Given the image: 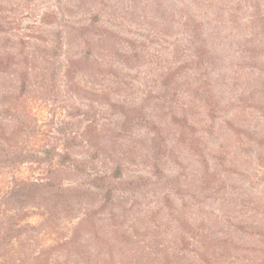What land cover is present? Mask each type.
<instances>
[{"label":"trees","instance_id":"1","mask_svg":"<svg viewBox=\"0 0 264 264\" xmlns=\"http://www.w3.org/2000/svg\"><path fill=\"white\" fill-rule=\"evenodd\" d=\"M186 5L190 11L182 26L197 50L188 59L203 64L204 53L226 44V30L222 29L226 23L219 19L227 6L228 29L240 26L233 13L237 8L228 0H187ZM251 8L248 30L252 31L241 43L245 50L251 45L264 48V41L258 46L254 37L247 38L257 34L255 27L264 33V0H253ZM198 13L213 23L204 36L199 33L203 26ZM81 61L70 53L63 65L65 84L73 92L78 88L75 65ZM59 64L53 71L45 66L35 68L28 56L18 59L10 52L3 56L0 47L3 169L31 164L29 175H12L0 191V264H264L260 195L249 193L243 185H232L228 192L222 165L210 166L203 151L199 175L188 174L181 163L173 176L160 175L165 169L159 153L151 157L150 152L141 155L153 160L143 173L137 169L129 136L108 124L83 137L82 143L88 147L84 158L68 147L61 149L60 141L50 138L34 111L38 101L60 102ZM201 94L213 97L209 91ZM166 106L163 111L170 110L175 120L162 123L154 115V120L147 117L156 128L150 141L164 140L174 124H190L187 104ZM164 146V153L171 155L173 150ZM100 215L102 218L97 217ZM35 217L37 222L32 221ZM90 222L105 232L96 241L105 250L100 261L87 250V240L77 243L81 227ZM51 234L53 241L46 244L45 237Z\"/></svg>","mask_w":264,"mask_h":264},{"label":"rangeland","instance_id":"2","mask_svg":"<svg viewBox=\"0 0 264 264\" xmlns=\"http://www.w3.org/2000/svg\"><path fill=\"white\" fill-rule=\"evenodd\" d=\"M228 2L237 8L233 13L240 26L228 29L227 6L219 19L226 23L222 25L226 44L220 50L204 53L203 64L188 59L197 50L182 26L184 15L190 11L187 0H0V47L3 56L8 52L18 59L28 56L35 68L45 66L53 71L60 63L57 69L60 102L38 101L34 111L49 130L50 138L60 141L61 149L68 147L84 158L88 147L82 143L83 137L108 124L129 136L137 169L143 173L150 169L153 160H144L141 155L150 152L151 157L159 153L165 169L160 175L173 176L180 163L188 174L199 175L204 164L203 151L208 154L210 166L217 162L222 165L228 192L232 191V185H243L249 193L260 195L264 207V48L254 49L251 45L245 50L241 45L243 36L252 31L248 30V22L253 0ZM200 14L203 29L199 33L204 36L213 23ZM255 28L257 34L247 38L254 37L260 46L264 33ZM70 53L82 59L75 65L78 83L75 92L66 86L63 74ZM169 67L168 73H164ZM1 75L0 191L3 192V182L12 175H29L31 164L3 169ZM208 91L213 97L202 96V92ZM170 104L188 105L189 126L174 124L168 127L164 140L150 141L153 138L150 133L156 128L147 117L154 120L155 116L162 123L175 120L170 110L163 111ZM122 140L119 136V141ZM164 145L173 150L171 155L164 153ZM95 163L100 164L97 159ZM256 173L259 178H253ZM32 221L37 222V217ZM82 227L77 243L87 240V250L93 259L100 261L105 250L96 241L99 235H104V229L100 232L96 227V230L91 222ZM66 235L69 237L71 233L68 231ZM51 237L53 234L45 237L46 244L52 243ZM0 241L3 242L2 232Z\"/></svg>","mask_w":264,"mask_h":264}]
</instances>
